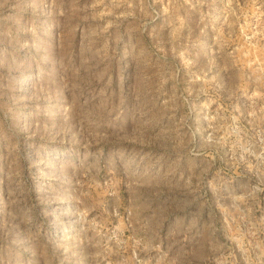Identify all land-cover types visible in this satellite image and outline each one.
Instances as JSON below:
<instances>
[{
  "label": "rangeland",
  "instance_id": "obj_1",
  "mask_svg": "<svg viewBox=\"0 0 264 264\" xmlns=\"http://www.w3.org/2000/svg\"><path fill=\"white\" fill-rule=\"evenodd\" d=\"M0 264H264V0H0Z\"/></svg>",
  "mask_w": 264,
  "mask_h": 264
}]
</instances>
